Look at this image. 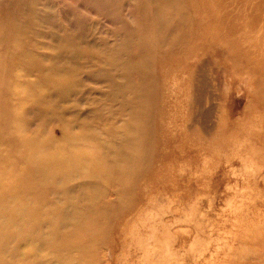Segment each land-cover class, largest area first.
<instances>
[{"label": "rangeland", "instance_id": "obj_1", "mask_svg": "<svg viewBox=\"0 0 264 264\" xmlns=\"http://www.w3.org/2000/svg\"><path fill=\"white\" fill-rule=\"evenodd\" d=\"M49 164L73 200L102 190L81 264H246L229 253L264 225V0H0V201L30 196L31 226L57 213L58 179L30 176Z\"/></svg>", "mask_w": 264, "mask_h": 264}, {"label": "bare ground", "instance_id": "obj_2", "mask_svg": "<svg viewBox=\"0 0 264 264\" xmlns=\"http://www.w3.org/2000/svg\"><path fill=\"white\" fill-rule=\"evenodd\" d=\"M191 89L193 93L198 91V78H195ZM132 157V154L129 153L123 165L115 161H106L107 169L105 173L109 175L107 182H110L116 173L119 174L120 179L122 177L126 178L133 163ZM55 166V164H49L42 169L34 170L30 175L33 179L37 178L39 181L46 183L50 182L52 178L58 179L59 185H56L54 189L56 192L52 195L56 198L55 211L57 213L55 216L48 218L43 223L31 226L29 225L30 210L27 207L30 196L26 194L22 196L21 193L8 194L1 199L0 264H42L40 263L41 258L50 260L48 262L50 264H77L76 260L81 264L80 260L73 256V253L69 254V250L78 246L77 249L80 254H84V252H88L95 247L92 244L93 236L98 229V222L97 215L93 212L94 192H102V190L94 184L92 189L89 187L82 189L80 183L77 186V200L71 199L67 193L68 186L65 184H67L66 180L69 175L73 174H69L62 167L56 171L54 170ZM101 169L102 165L99 161L98 165H93L87 172L91 176H96ZM33 179L28 180L26 187L31 185ZM85 183H89L88 180ZM56 193L58 197H56ZM80 199L84 200L82 210L77 209ZM70 201H76V203ZM6 207L9 210L1 211V209L5 210ZM95 212L97 213L96 210ZM45 223H47V229L42 227ZM249 229L244 227L243 234L236 237L238 244L232 252L226 249V242L219 247L223 248L221 250L224 253L228 254L230 252V260L235 258L240 260V256L246 264H264V225H260L255 230L258 232V236L255 234L256 232ZM246 246H248V249ZM41 247H45V249H41ZM221 253L223 254V252ZM83 258L80 256L82 261Z\"/></svg>", "mask_w": 264, "mask_h": 264}]
</instances>
